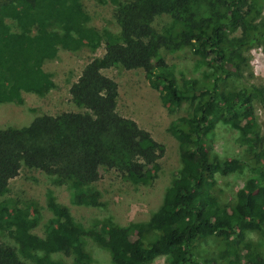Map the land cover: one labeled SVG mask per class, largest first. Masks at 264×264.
Returning <instances> with one entry per match:
<instances>
[{"label":"trees","instance_id":"1","mask_svg":"<svg viewBox=\"0 0 264 264\" xmlns=\"http://www.w3.org/2000/svg\"><path fill=\"white\" fill-rule=\"evenodd\" d=\"M113 7L116 34L99 35L88 24L81 0H0V103L21 105L22 94L50 85L41 62L58 50L74 51L103 41V54L80 71L68 94L76 112L39 115L21 128H0V264H90L91 240L109 253L110 264H264V131L259 134L254 105H264V87L238 85L253 47L264 50V0H94ZM169 19L161 30L153 23ZM12 22V32L6 23ZM187 49L208 70L203 80H176L161 53ZM140 70L161 105L176 114L167 132L177 144L179 170L162 205L145 222L117 226L98 220L88 229L67 208L48 200L53 219L42 237L32 231L41 220L31 199L7 198L9 181L20 169L36 170L71 183L76 206L102 207L92 186L117 173L132 186H149L160 171L164 147L116 111V83L107 69ZM219 123L238 128L244 159H218L207 137ZM244 164L257 170L230 200H223L217 177ZM255 233L259 245L247 235ZM206 240L215 255L200 254Z\"/></svg>","mask_w":264,"mask_h":264},{"label":"rangeland","instance_id":"2","mask_svg":"<svg viewBox=\"0 0 264 264\" xmlns=\"http://www.w3.org/2000/svg\"><path fill=\"white\" fill-rule=\"evenodd\" d=\"M88 13V24L97 30L100 36L105 33L116 34L118 27L113 19V7L107 3L101 4L94 0H81ZM264 20V14L260 10ZM169 22L161 16L153 23L157 30ZM12 32L16 26L6 20ZM103 54V41L89 43L78 47L74 51L58 50L54 57L44 59L41 69L50 80V85L39 91H29L22 94L21 105L0 103V128H21L39 115L56 116L63 112H76L70 103L68 89L75 82L83 66L92 58ZM165 63L170 67L176 80L181 77L203 80L209 72L201 65L197 57L187 49L161 53ZM246 66L242 72L238 85H254L264 87V50L253 47L244 53ZM102 74L112 79L117 85L118 98L117 113L136 123L148 133L151 138L164 147V153L159 158L160 171L157 178L149 186H132L117 173L109 171L92 187L100 194L102 207L89 208L76 206L71 202V196L76 188L71 183L56 184L53 178L36 170L22 168L17 176L9 181L7 198H25L33 200L40 207L41 220L32 231L42 237L44 227L53 217L46 203L53 200L68 209L74 222L84 229H88L98 220L108 219L117 226L125 227L129 224L141 223L162 205L163 195L170 182L179 170L177 144L167 132L169 123L177 116H184L190 112V107L182 105L176 114H169L161 105L157 92L151 89L140 70H103ZM254 116L259 134L264 131V105H254ZM238 128L230 123H219L211 135L207 137L209 153L218 159L248 158L244 153V146L239 142ZM257 174V170L244 164L234 173L225 177H217L221 198L230 200L235 192L243 185L246 178ZM252 243L259 245L258 235H247ZM0 242L13 247L12 242L0 234ZM85 250L90 264H110L109 253L91 240H86ZM200 254L215 255V245L211 240L201 244ZM66 264L71 261L62 256ZM25 264H34L31 259H24ZM151 264H164V258L159 257Z\"/></svg>","mask_w":264,"mask_h":264}]
</instances>
